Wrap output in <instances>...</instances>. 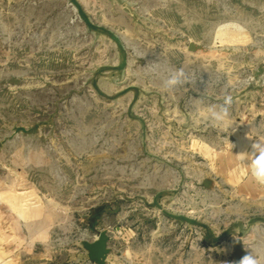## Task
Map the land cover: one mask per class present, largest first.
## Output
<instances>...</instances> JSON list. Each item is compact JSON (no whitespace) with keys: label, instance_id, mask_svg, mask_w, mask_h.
Here are the masks:
<instances>
[{"label":"rangeland","instance_id":"1","mask_svg":"<svg viewBox=\"0 0 264 264\" xmlns=\"http://www.w3.org/2000/svg\"><path fill=\"white\" fill-rule=\"evenodd\" d=\"M181 67L198 91L162 92ZM224 88L231 133L194 119ZM247 134L264 135V0H0L16 264H95L83 244L102 232L105 264H233L237 238L264 255V190L235 156Z\"/></svg>","mask_w":264,"mask_h":264},{"label":"clouds","instance_id":"2","mask_svg":"<svg viewBox=\"0 0 264 264\" xmlns=\"http://www.w3.org/2000/svg\"><path fill=\"white\" fill-rule=\"evenodd\" d=\"M226 28H233L241 32L245 30L238 22H230L219 26L220 31ZM200 79V75L198 76L195 72L186 71L183 67L178 69L165 68L160 73V90L164 93H173L178 89H185L188 91L187 85L196 89L197 81ZM207 86L208 82L203 92L206 91ZM196 90L198 91V89ZM200 97L198 99H200ZM221 101L222 102L208 104L203 108H197L194 119L197 123H200L201 119H203V121L207 122L210 126L221 131H228L231 129L230 133L234 132L236 130L234 127L236 122L231 118V107L234 102V97L227 88L222 89ZM201 103H203L202 99ZM247 139L251 141L250 150L242 151L235 154V156L238 159L239 165L245 169L251 180L260 189L264 190V135L251 137L247 134ZM233 147L234 145L231 143V151ZM245 248L250 251L239 261L234 262V264H264V255L258 252L255 247L250 245Z\"/></svg>","mask_w":264,"mask_h":264},{"label":"crops","instance_id":"3","mask_svg":"<svg viewBox=\"0 0 264 264\" xmlns=\"http://www.w3.org/2000/svg\"><path fill=\"white\" fill-rule=\"evenodd\" d=\"M20 220V211L0 200V264H16L15 255L20 248L15 243L20 240ZM15 238L18 240L15 241Z\"/></svg>","mask_w":264,"mask_h":264},{"label":"water","instance_id":"4","mask_svg":"<svg viewBox=\"0 0 264 264\" xmlns=\"http://www.w3.org/2000/svg\"><path fill=\"white\" fill-rule=\"evenodd\" d=\"M109 237L106 232H102L98 238L92 243H84L83 246L88 251L90 261L95 264H105L109 254L108 248ZM234 262L239 261L245 255L244 241L242 238H237L234 250ZM234 264V263H233Z\"/></svg>","mask_w":264,"mask_h":264},{"label":"trees","instance_id":"5","mask_svg":"<svg viewBox=\"0 0 264 264\" xmlns=\"http://www.w3.org/2000/svg\"><path fill=\"white\" fill-rule=\"evenodd\" d=\"M103 207L97 208L94 210V213L96 215V218H94L93 220H91V224H93L95 222V220L97 219V217H99L101 215V212L103 211Z\"/></svg>","mask_w":264,"mask_h":264}]
</instances>
